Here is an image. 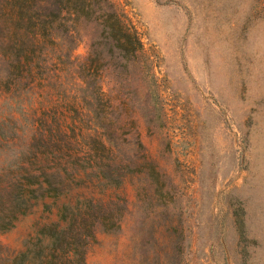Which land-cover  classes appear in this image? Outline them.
<instances>
[{
  "label": "rangeland",
  "instance_id": "374dc122",
  "mask_svg": "<svg viewBox=\"0 0 264 264\" xmlns=\"http://www.w3.org/2000/svg\"><path fill=\"white\" fill-rule=\"evenodd\" d=\"M4 1L0 264L49 229H93L85 264H264V0H111L142 45L128 59L88 23L34 37ZM87 57L110 114L63 123ZM41 169L56 190L32 194Z\"/></svg>",
  "mask_w": 264,
  "mask_h": 264
},
{
  "label": "trees",
  "instance_id": "16d2710c",
  "mask_svg": "<svg viewBox=\"0 0 264 264\" xmlns=\"http://www.w3.org/2000/svg\"><path fill=\"white\" fill-rule=\"evenodd\" d=\"M6 1L12 7L11 14L14 15V20L16 22L27 20L34 29V37L42 35L52 39L53 36L58 34V29L60 28L64 36L69 35L73 38L77 26L81 23H88L93 25L95 32L98 31L99 35L104 39L103 48L106 47L104 49L105 54L111 58L120 57L128 59L131 56L133 57L142 48L136 29L125 20V17L117 12L111 0ZM88 57L80 66L82 69L81 82L87 85L84 91L86 94L82 97L81 104L74 103L72 107H68L69 109L66 112L69 115L65 113L62 117L63 123L67 120V117L74 123L75 119L70 112H76L80 117H96L101 119H107V116L110 114L109 112H105L101 115L99 112V107L106 102L107 94L102 90L101 86L92 84V80L93 82L95 81V74L89 71L88 62H86ZM58 128L59 131L62 129L60 126ZM61 131L63 132V129ZM43 139L45 137L41 134L39 140L43 141ZM95 139L102 150L107 151L111 149L106 139L100 137V135H96ZM65 156L68 159H72L73 164L75 161L82 159L79 153L75 152L65 153ZM97 160L93 158V161L98 166L97 170L103 174L108 173V171L104 172L102 168L100 169ZM38 172H33L28 176L29 191L32 194H44L50 190H56V184L50 181V177H58L59 171L57 169H50L47 172L41 169ZM70 172L71 174H75L77 169L71 167ZM38 177H43L44 179L38 180ZM90 202L92 203V200ZM77 218L78 216L76 215L71 216L69 225H74ZM79 218L82 223H85L87 220V217L83 214ZM49 232L51 234L47 235V243L43 245L40 242L37 254L28 256L31 252L28 248L27 251H23L17 255L11 264H24L25 258L27 264H85L86 245L93 238V229H49Z\"/></svg>",
  "mask_w": 264,
  "mask_h": 264
}]
</instances>
